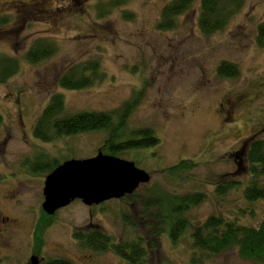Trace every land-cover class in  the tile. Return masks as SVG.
I'll use <instances>...</instances> for the list:
<instances>
[{"label":"rangeland","instance_id":"1","mask_svg":"<svg viewBox=\"0 0 264 264\" xmlns=\"http://www.w3.org/2000/svg\"><path fill=\"white\" fill-rule=\"evenodd\" d=\"M113 1L0 0V55L21 62L19 73L0 84V264H28L42 214L53 217L45 233V259L127 264L111 251L80 248L73 234L93 224L116 240L145 237L157 223L139 218L149 196L203 192L207 198L186 213L190 227L178 242L173 244L167 233L160 237L159 249L150 254L147 264H192L198 251L192 247L191 233L213 215L255 227L264 220V201L248 203L244 197L252 177L247 150L236 155L248 148L251 138L264 140V48L257 42L264 0H246L228 28L210 37L198 26L200 0H194L171 31H159L157 24L163 7L173 0H127L105 14L103 6ZM39 38L54 41L58 50L31 65L24 56ZM93 59L100 61L106 74L102 83L80 91L59 86L69 68ZM221 62L236 65L239 76L219 77L216 70ZM143 86L145 95L128 128L152 129L160 143L118 158L136 161L151 182L135 191L132 203L121 198L87 207L77 200L47 215L42 210L46 179L42 173L48 164L40 163L41 157L60 165L94 158L107 137L93 132L51 143L37 140L33 129L51 95H63L68 114L109 112ZM225 100L237 102L235 111L221 106ZM181 160H193L197 167L177 177L166 173ZM220 185L225 190L222 196L216 194ZM165 210L151 209L150 216L161 221L168 214ZM204 264L258 263L233 249L204 257Z\"/></svg>","mask_w":264,"mask_h":264},{"label":"trees","instance_id":"2","mask_svg":"<svg viewBox=\"0 0 264 264\" xmlns=\"http://www.w3.org/2000/svg\"><path fill=\"white\" fill-rule=\"evenodd\" d=\"M127 0H116L104 7L105 14H109L114 8L125 4ZM200 14L198 26L201 33L206 36H214L228 28L232 20L243 10L246 0H200ZM194 0H173L165 5L161 12V18L157 24L159 31H171L177 27L179 18L188 11ZM100 17V16H99ZM101 18V17H100ZM258 45L264 48V22L259 24L257 31ZM58 50L52 40L36 39L26 52L24 60L37 65L51 58ZM100 61L93 59L85 63L69 68L59 79V86L70 91L90 89L106 79L102 72ZM21 69L19 58L0 55V84L7 83L17 75ZM217 75L223 79H234L239 76L236 65L221 62L217 68ZM146 88L141 87L135 95L126 101L120 108L109 112H77L68 114L65 99L62 94L51 95L49 102L42 114L37 119L33 135L44 143H51L63 137H71L79 134L104 132L107 137L100 147L102 153L120 157L147 150L158 146L159 138L152 129L147 127L130 130L128 123L131 115L140 105ZM3 119L0 116V129ZM247 159L250 163V175L252 176L248 186L244 190V197L248 203L264 201V140L251 138L248 142ZM130 161V160H129ZM40 163L48 164L43 170L45 177L60 165L58 161H49L41 157ZM138 167L136 161H132ZM197 167L193 160H181L177 165L166 171L171 177L186 174ZM32 174H36L34 171ZM263 178L260 183L259 178ZM224 186L216 188V194H225ZM135 194L123 198L124 202L132 203ZM166 198V199H165ZM207 198L203 192L187 193L185 195H171L163 197H151L142 204L139 218L154 219L157 221L147 236H137L127 241L116 240L102 228L90 224L86 228L78 229L73 237L80 248L95 253L111 251L118 255L127 264H147L151 253L159 249V239L167 233L169 239L175 244L190 227L186 213L202 203ZM170 204V208H169ZM165 205H168L166 207ZM166 208L168 214L161 221L159 217H151V209ZM170 211V214H169ZM127 219L129 216L126 217ZM165 218L167 220H165ZM53 217L42 214V218L35 226L33 234L32 253L40 258V264H72L69 259L54 257L44 259L43 249L45 245V233L51 226ZM124 222L130 226L129 220ZM138 228V225H136ZM192 247L198 251L192 257V264H204V257L220 256L224 252L236 249L243 259L264 264V220L258 226H246L238 221H228L222 216H211L191 233Z\"/></svg>","mask_w":264,"mask_h":264},{"label":"water","instance_id":"3","mask_svg":"<svg viewBox=\"0 0 264 264\" xmlns=\"http://www.w3.org/2000/svg\"><path fill=\"white\" fill-rule=\"evenodd\" d=\"M151 181L132 161L98 151L94 158L63 162L46 176L42 210L53 216L79 200L87 207L131 196ZM36 256L28 264H39Z\"/></svg>","mask_w":264,"mask_h":264},{"label":"flooded vegetation","instance_id":"4","mask_svg":"<svg viewBox=\"0 0 264 264\" xmlns=\"http://www.w3.org/2000/svg\"><path fill=\"white\" fill-rule=\"evenodd\" d=\"M236 103L237 102H232V101H230V100H225L223 103H222V107L224 106V105H226L227 107H228V109L230 110V113H232L233 111H235V109H236ZM151 182V181H150ZM128 197V196H127ZM33 256H35L33 253L31 254V256H30V258H29V260L31 259V257H33ZM45 259V258H44ZM39 260H40V258H39ZM29 263V262H28ZM41 263V260H40V262H39V264Z\"/></svg>","mask_w":264,"mask_h":264}]
</instances>
